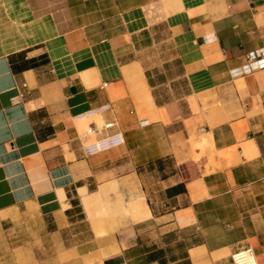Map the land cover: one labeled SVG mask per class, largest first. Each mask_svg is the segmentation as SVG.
Instances as JSON below:
<instances>
[{
  "label": "crops",
  "instance_id": "crops-1",
  "mask_svg": "<svg viewBox=\"0 0 264 264\" xmlns=\"http://www.w3.org/2000/svg\"><path fill=\"white\" fill-rule=\"evenodd\" d=\"M14 221L35 264H264V0H0Z\"/></svg>",
  "mask_w": 264,
  "mask_h": 264
},
{
  "label": "rangeland",
  "instance_id": "rangeland-1",
  "mask_svg": "<svg viewBox=\"0 0 264 264\" xmlns=\"http://www.w3.org/2000/svg\"><path fill=\"white\" fill-rule=\"evenodd\" d=\"M140 43L143 47L146 46L149 43L147 36L143 35ZM203 144L207 147L205 142ZM30 224L35 225V222H31ZM37 232V227L30 228L29 226H23L20 221L3 224L0 227V264H35L26 259V252L30 251L33 247H27L28 251H24L22 247H24L23 244L25 242L31 241L32 236Z\"/></svg>",
  "mask_w": 264,
  "mask_h": 264
},
{
  "label": "built area",
  "instance_id": "built-area-1",
  "mask_svg": "<svg viewBox=\"0 0 264 264\" xmlns=\"http://www.w3.org/2000/svg\"><path fill=\"white\" fill-rule=\"evenodd\" d=\"M253 56L248 57V61L250 62L253 60ZM108 107H102L100 108V111L107 110ZM113 124H107L105 128H111ZM124 144V138L121 133H115L112 135H109L107 137L101 138L91 144H88L85 146L84 151L87 156L95 155L101 152H105L107 150H110L112 148L121 146ZM231 263L232 264H256L255 257H254V251L250 246H247L243 248L242 250H239L235 252L231 256Z\"/></svg>",
  "mask_w": 264,
  "mask_h": 264
},
{
  "label": "bare ground",
  "instance_id": "bare-ground-1",
  "mask_svg": "<svg viewBox=\"0 0 264 264\" xmlns=\"http://www.w3.org/2000/svg\"><path fill=\"white\" fill-rule=\"evenodd\" d=\"M200 143V142H199ZM86 201V200H85ZM87 202V201H86ZM95 202H97V201H95ZM101 202V201H100ZM88 203H90V202H88ZM91 203H92V201H91ZM90 205H94V204H90ZM86 206H87V209H89L88 207V204H86ZM95 206V205H94ZM99 206V205H98ZM91 207V206H90ZM90 210V209H89ZM88 210V211H89ZM92 210V209H91ZM101 210H104L103 209V207H101ZM88 211H87V213H88ZM96 211V210H95ZM89 213H91V212H89ZM8 214V213H7ZM11 215V214H10ZM92 215H93V217H92ZM91 216H89V217H91V218H93L94 220H96V217L97 218H100V219H102V221L104 220V219H108L109 220V218H108V214L106 213V212H104V211H101V212H97L96 214L94 213V214H92ZM2 218H3V216H1ZM90 218V219H91ZM129 219V218H128ZM127 219V220H128ZM99 222V221H98ZM107 224H108V222H106ZM124 224H125V222H124ZM100 225V224H99ZM101 225H103L102 223H101ZM96 226V225H95ZM97 226H98V224H97ZM96 226V227H97ZM121 226V225H120ZM95 227V228H96ZM115 227V226H114ZM97 229V228H96ZM102 230V229H101ZM108 230V229H107ZM99 232V231H98ZM100 232H102V231H100ZM104 234V233H103Z\"/></svg>",
  "mask_w": 264,
  "mask_h": 264
},
{
  "label": "trees",
  "instance_id": "trees-1",
  "mask_svg": "<svg viewBox=\"0 0 264 264\" xmlns=\"http://www.w3.org/2000/svg\"><path fill=\"white\" fill-rule=\"evenodd\" d=\"M174 190H176V188H173V189H171L170 191H168V192H172V191H174Z\"/></svg>",
  "mask_w": 264,
  "mask_h": 264
}]
</instances>
